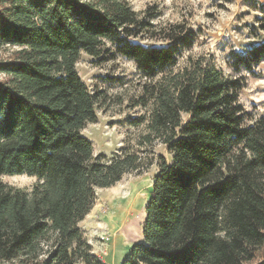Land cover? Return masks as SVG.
<instances>
[{"label": "trees", "instance_id": "trees-1", "mask_svg": "<svg viewBox=\"0 0 264 264\" xmlns=\"http://www.w3.org/2000/svg\"><path fill=\"white\" fill-rule=\"evenodd\" d=\"M255 3L254 1H249ZM123 0H0V177L27 176L30 190L0 182V264H103L79 228L97 190L148 169L137 152L104 161L82 135L96 121L98 94L75 66L81 53L116 56L150 83L138 147L166 146L146 206L142 244L122 264H264V112L239 104L243 82L205 57L183 25L156 28V13ZM161 41L164 47L142 42ZM264 44L235 55L252 72ZM143 121H133L138 127Z\"/></svg>", "mask_w": 264, "mask_h": 264}, {"label": "rangeland", "instance_id": "rangeland-1", "mask_svg": "<svg viewBox=\"0 0 264 264\" xmlns=\"http://www.w3.org/2000/svg\"><path fill=\"white\" fill-rule=\"evenodd\" d=\"M123 1L137 13L151 8V13H156L153 24L157 29L183 25L192 30L196 41L189 50L181 51L175 70L181 68L188 58L205 57L226 75L243 82L239 104L245 112L253 120L262 115L264 61L255 66L252 72H233L230 63L235 55H244L251 46L264 44V0H251L255 3L250 0ZM142 45L164 47L166 43L150 41L142 42ZM10 53L9 49L0 50V60H6ZM75 69L88 92L100 96L95 109V123L87 124L82 131V135L92 145L93 155L107 161L123 152H137L144 161L147 159L152 163L148 169L124 176L110 189L97 190L90 213L79 225L93 255L103 264H122L131 250L142 244L145 210L152 195L153 180L158 174L157 164L160 158L170 164L171 156L166 146L160 143H155L152 149L137 146L151 107H139L135 103L150 82L141 78L132 62L118 56L100 62L81 53ZM139 120L143 123L134 127L133 121ZM0 182L17 189L30 190L36 180L27 176H2ZM127 200L128 205L131 203L132 206H125ZM130 212L135 214L129 216ZM123 214L127 215L123 223L126 226L124 234L126 231L128 235L123 236V248L117 256L111 253L112 258L110 251L119 234L105 225L106 219L115 215L122 218ZM121 218L118 219L121 221Z\"/></svg>", "mask_w": 264, "mask_h": 264}, {"label": "bare ground", "instance_id": "bare-ground-1", "mask_svg": "<svg viewBox=\"0 0 264 264\" xmlns=\"http://www.w3.org/2000/svg\"><path fill=\"white\" fill-rule=\"evenodd\" d=\"M128 203H129V200H127L126 202H125V206H132V204L130 203L129 205H128ZM129 214V216L130 215H134L135 214V212L134 213H128ZM125 216H127L126 214H123L122 215V218L121 217H118L117 215H115V216H111V217H108L106 220H107V222H106V224L105 225H107L108 226V228L111 230V231H113L114 233H118L119 234V236L118 237H116L114 240V247H113V249L110 251V254L112 253H114V254H116V256H117V254H118V252L121 250V248H123V242H124V240H123V236H127L128 234L126 233V231H125V234H124V229H125V224L123 223L124 221H125ZM121 218L122 220L120 221V219H118V218ZM130 221H131V219H130ZM127 222V221H126ZM131 229H133V228H131ZM126 230V229H125ZM113 251V252H112ZM111 254V257L113 256ZM112 258H114V257H112ZM119 258V257H118ZM114 260V259H113Z\"/></svg>", "mask_w": 264, "mask_h": 264}]
</instances>
